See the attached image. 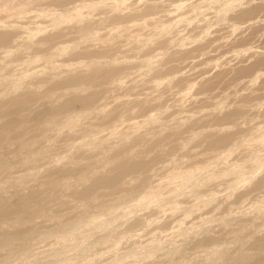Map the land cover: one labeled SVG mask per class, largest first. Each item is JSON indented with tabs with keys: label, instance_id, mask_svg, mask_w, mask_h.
Segmentation results:
<instances>
[{
	"label": "clouds",
	"instance_id": "1",
	"mask_svg": "<svg viewBox=\"0 0 264 264\" xmlns=\"http://www.w3.org/2000/svg\"><path fill=\"white\" fill-rule=\"evenodd\" d=\"M247 7V0L29 6L36 17L64 18L50 32L73 35L44 55L56 57L45 63L44 78L14 86L7 64L0 72V103L36 99L29 118L9 131L0 157V194L31 205L5 225L10 238L0 244V264H256L249 245L264 238V103L240 121L193 128L236 106L226 92L211 107L188 111L202 99L203 81L230 66L223 64L228 57L203 65L213 71L186 79L183 89L176 82L200 73L199 61L170 71L174 55L218 30L227 31L225 43L236 38L248 24L232 17ZM64 49L68 56L61 58ZM261 78L253 77L250 88ZM141 102L155 107L142 113ZM116 126L123 129L119 138L102 135ZM209 133L230 140L208 149ZM169 134L174 144L155 147ZM212 161L215 169L200 171ZM169 175L181 181L161 186Z\"/></svg>",
	"mask_w": 264,
	"mask_h": 264
},
{
	"label": "rangeland",
	"instance_id": "2",
	"mask_svg": "<svg viewBox=\"0 0 264 264\" xmlns=\"http://www.w3.org/2000/svg\"><path fill=\"white\" fill-rule=\"evenodd\" d=\"M7 1H9V3ZM21 2H22V4H21ZM39 2H40V0L33 1L32 3H28V4H23L24 0H5V1L0 0V19H1L0 20V26L2 28H4L5 30H17L15 32V36L19 40L30 35L24 44H21L18 47H14L13 48L14 50L11 48L8 50L7 49L2 50L3 52L2 51L0 52V62H1L0 64H3L5 62H7L8 60L14 58L13 54L16 55V53L20 50L22 45H23L22 46L23 48L21 50L29 49V54L31 56V59L28 62H30V63H27V64L22 63L19 66L18 65L15 66L14 71L11 74V80L14 83V86H20L21 84H23L26 81H31V80L36 79L37 77L45 76L48 69L46 67H44V65H45L44 63L48 62V64H52L55 62L56 57L55 58L51 57L52 58L51 59L50 57L46 58L44 55L45 54L47 55L58 43L66 40V39L71 38L70 35H73L71 30L50 32V31L57 30V29L61 28L65 24L64 18L58 17V15L55 13H51V14L41 13V14H39L38 17H36L34 14H30L29 6L35 5ZM74 2H75V0H65L63 3H60V4L56 3V6L63 8V7L69 6L70 4H72ZM247 2L249 4H251V7H247L245 9L241 10L239 12V14H241L242 11H245V10L248 11V10H251L253 8H258L260 6H262V7L259 10H257L255 13H253L251 15V17H249V18H244V19L239 18L237 16L239 14L232 17V19L236 23L248 24V27L245 28L231 42H227V43L223 42L224 37L228 33L226 30H223V29L218 30L217 35L212 40H209L210 42L208 41L205 44L197 45L196 47L191 48V49L187 50L186 52H183L185 56L180 58V59H172L171 58L170 63L172 64V66H174L173 71L181 70L185 66L191 67L192 66V64H191L192 60L199 61V63H197L195 65V67H200L202 69V71L200 73H197L194 77L181 78L179 81H177L178 84H176V87L183 89V87L185 86L186 79H196V78H199L200 76L207 75L209 72L213 71L212 68H203V65L210 64V63H212L216 60H219L225 56L228 57L227 60L223 61V64L224 65H230V66L229 67H223L222 66L219 71H216L213 75L209 76L208 79L203 81V83H204L207 80L215 79L218 76L216 79V82L214 83L212 88L208 91H202L201 86L203 83L201 84L200 88L198 89L197 94L200 95L202 97V99L199 102H196V103H193L192 105H190L188 111H200L203 108L211 107L213 105L214 101L217 100L218 98H223L224 94L226 92L231 97L230 103L236 105L231 112L236 111L237 108H239L242 105V102L244 101L245 96L250 98V101L247 102L248 106L246 109L245 116H247L249 114L252 107H255L259 103H264V78H261L260 83L257 87L253 86L255 88H250V82H251L252 78L255 77L258 73H264V62L257 65L255 68V71H253V72H249V73H245V74H241V75L237 74L238 68L251 65L252 63H254L257 60V58L264 57V0H256L255 3H252V0H247ZM13 4L14 5L15 4H21V5H19V6L17 5L16 7L15 6L12 7L11 5H13ZM182 11H183V6L177 5L176 13H179ZM176 13H173V15H175ZM11 16H12V18H11ZM128 19H131V17H129V18L126 17L125 21H119V22H126ZM257 20H259L260 22L259 23H251V24L249 23L250 21H257ZM59 39H60V41H59ZM49 41H53L52 44L50 42V45H49ZM46 42L48 44H46ZM36 47H38V48H36ZM35 48H36V50H35ZM249 48L257 49L258 51L249 52L248 53L249 56L248 55H246V56L240 55L239 58H237L235 55H233V53H236V52L242 53ZM9 50L12 52H10ZM34 50H35V53H34ZM66 50L67 49L60 51L58 53V54H60L59 57H61V58L67 57L68 56V50L67 51ZM4 51H6V52H4ZM38 52H39V54H37ZM62 53L64 55H62ZM5 54H7V55H5ZM95 54H98V53H89V55H95ZM10 56H12V58H10ZM201 56L204 57L203 60L199 59ZM44 58L48 59V61L46 59L44 60ZM217 85L220 86V88ZM244 92H246L247 94L242 95V97L240 96L237 99V94L238 93H244ZM172 99H173V97L169 96L168 100L165 101V103L171 101ZM154 107H155V105L152 106V104H151L150 107L147 109V111L153 110ZM248 107H249V109H248ZM177 111H179V110H177ZM173 114H175V113H173ZM245 116H243L242 118H239L237 120L231 121V123L240 121ZM155 118H157V117H155ZM201 119H203V118H201ZM224 123H230V122L229 121H227V122L226 121H223V122L220 121V122L206 123V124H203V125L197 127L196 129L213 127V126H216L218 124H224ZM120 128L121 127L117 126L115 129H113V128L112 129H106L105 131H111V130L115 131L114 137L119 138L121 135V132L123 131V129L122 128L120 129ZM173 136L174 135L169 134L168 138L165 137V139L162 140V142L160 141L158 144H166V145L174 144L175 138H173ZM219 137L220 136L209 133L205 137V139L207 141V148L213 149V148H211L210 145H211L212 141H214L215 139H218ZM158 144L155 147H158L159 146ZM5 151H6V148L2 152H0L1 157H2V154L5 153ZM230 155H231L230 153L224 154L222 159H224V158L227 159ZM216 167H217V162L212 161L209 163L207 169H201L200 171L201 172L211 171V170L215 169ZM208 179H209V182L212 183V182H215L216 177L209 176ZM170 181L179 183L181 181V177H177V176H173V175L163 177L161 179V182H160L161 186H163L164 184H166ZM1 199L9 205L17 204L21 200V198H17L15 200H10L4 196L0 197V201H1ZM252 251L254 253H256V255H257L256 264H264V249H260V251L259 250H257V251L252 250Z\"/></svg>",
	"mask_w": 264,
	"mask_h": 264
},
{
	"label": "bare ground",
	"instance_id": "3",
	"mask_svg": "<svg viewBox=\"0 0 264 264\" xmlns=\"http://www.w3.org/2000/svg\"><path fill=\"white\" fill-rule=\"evenodd\" d=\"M2 1V0H1ZM5 1V0H4ZM33 1H37V0H24L23 4H28V3H32ZM65 0H55V3H63ZM9 3V1H7ZM20 3V2H19ZM11 4V3H10ZM22 4V2H21ZM21 4H13L11 5L13 6H19ZM35 4V3H34ZM11 7V8H12ZM262 6L258 7V8H253L251 10L248 11H242L241 14L237 15L239 18H249L251 17V15L253 13H255L257 10H259ZM19 11V10H18ZM11 13V12H10ZM14 14V13H13ZM15 15V14H14ZM17 16V15H16ZM12 18V16H11ZM129 18V17H128ZM1 20V19H0ZM118 21H125V18H117ZM9 23V22H8ZM22 23V22H21ZM52 26V25H51ZM1 27V26H0ZM7 27V26H6ZM5 27V28H6ZM12 28V27H11ZM19 28V27H18ZM22 28V27H21ZM49 28V27H48ZM59 28V27H58ZM8 29V28H7ZM48 30V29H47ZM17 30H5L4 28H0V52L2 50H8V49H13L14 47H18L21 44H24L27 39L29 38L30 35L24 37L23 39L19 40L17 39V37L15 36V32ZM61 33V32H60ZM69 33V32H68ZM27 34V33H26ZM71 34V33H70ZM69 34V35H70ZM24 36V35H23ZM72 37V35H70ZM33 37V36H32ZM67 37V36H66ZM61 38V37H60ZM222 38V37H221ZM48 39V38H47ZM46 39V40H47ZM65 39V38H64ZM32 40V39H31ZM49 40V39H48ZM60 41V39H59ZM50 42L52 44L53 41H49V45ZM210 42V41H209ZM56 43V42H55ZM46 44H48L46 42ZM28 45V44H27ZM23 46V45H22ZM21 46L20 50L16 53V55L13 54V57L10 56V60H8L7 62L0 64V72L3 71L5 65L7 64L9 66V73L12 74V72L14 71V67L15 66H19L22 63H30L28 62L31 59V56L29 54V49L27 50H21L23 47ZM47 46V45H46ZM45 46V47H46ZM44 47V46H43ZM42 47V48H43ZM38 48V47H36ZM35 48V50H36ZM40 48V47H39ZM47 49V48H46ZM14 50V49H13ZM34 50V53H35ZM10 51V50H9ZM38 51V50H37ZM67 51V50H66ZM225 51V50H224ZM3 52V51H2ZM6 52V51H4ZM12 52V51H10ZM42 52V51H41ZM186 52V51H185ZM256 52V51H255ZM48 53V52H47ZM66 53V52H65ZM39 54V52L37 53ZM7 55V54H5ZM10 55V54H9ZM12 55V54H11ZM44 55V54H43ZM46 55V54H45ZM60 55V54H58ZM62 55H64L62 53ZM184 53H180L178 55H174L172 57V59H180L182 57H184ZM249 56V54H248ZM38 57V56H37ZM2 58V57H1ZM6 58V57H5ZM36 58V57H35ZM47 58V57H46ZM44 58V60L46 59ZM51 58V57H50ZM55 58V57H53ZM52 59V58H51ZM36 60V59H35ZM48 61V59H46ZM34 61V60H33ZM37 61V60H36ZM264 62V57H259L257 58V60L252 63L251 65L248 66H243L237 69V74H245V73H249V72H253L255 71V68L257 65L261 64ZM1 63V62H0ZM32 63V62H31ZM34 63V62H33ZM36 63V62H35ZM46 63V62H45ZM44 63V64H45ZM48 63V62H47ZM173 63V62H172ZM17 70V69H16ZM174 70V66H172L170 68V71ZM36 73V72H35ZM17 75V74H16ZM29 75V74H28ZM27 75V76H28ZM36 76V75H35ZM218 77V76H217ZM209 79L206 82H204L201 86V90L202 91H208L212 88V86L214 85V83L216 82V79ZM44 78V76H40L37 77L34 80L37 79H42ZM26 81V80H25ZM14 84V83H13ZM178 84V82L176 83ZM218 86V85H217ZM220 88V86H218ZM242 97V96H241ZM263 97V96H262ZM242 99V98H241ZM250 101V98L245 96L244 101L242 102V105L237 108L236 111L233 112H228L225 114L224 117L219 118V117H214L212 119H199L193 122L192 127L193 128H197L203 124L206 123H213V122H220V121H229L231 123V121L237 120L239 118H242L243 116H245L246 114V109H247V102ZM89 102H93L92 100H90ZM212 103V102H211ZM35 104H36V99L35 97L29 95V96H25L21 99H19L18 101H16L14 104L12 105H7V104H3L0 103V152H2L5 148H6V141L8 138V133L10 130L21 126L28 118L29 115L32 113V111L35 108ZM250 104V103H249ZM151 104H144L143 102H141L138 106L141 107L142 113L146 112L147 109L150 107ZM153 106V105H152ZM249 109V107H248ZM156 116L154 115L152 117V119H156ZM145 123H147V121H145ZM117 127V126H116ZM116 127H113V129H115ZM137 127H139V125H137ZM112 129V128H111ZM121 129V128H120ZM106 130V129H105ZM103 130L102 135H107L110 136L113 140L117 139L114 137V132L115 131H105ZM118 134V133H117ZM116 135V134H115ZM168 138V136H166ZM173 138H175L173 136ZM230 137L228 136H224V137H219L218 139H215L214 141H212L211 143V148H218L220 146H222L223 144L229 142ZM162 142V141H161ZM172 144V143H171ZM159 145V144H158ZM3 155V154H2ZM1 157V156H0ZM225 159V158H224ZM210 167V166H209ZM3 195L0 194V197H2ZM30 202L24 199H21L17 204L14 205H9L7 204L5 201H3L1 199L0 201V244H3L5 241H7L10 236L8 233V230L6 229L5 225L10 223L11 221L15 220L17 218V216L23 212H25L29 207H30ZM249 248L251 250H259L260 249H264V238H256L252 244L249 245Z\"/></svg>",
	"mask_w": 264,
	"mask_h": 264
}]
</instances>
